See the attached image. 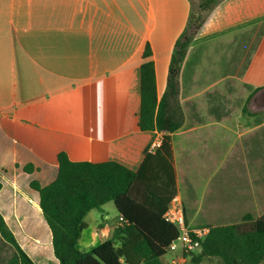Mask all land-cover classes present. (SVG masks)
Here are the masks:
<instances>
[{
    "label": "crops",
    "instance_id": "obj_1",
    "mask_svg": "<svg viewBox=\"0 0 264 264\" xmlns=\"http://www.w3.org/2000/svg\"><path fill=\"white\" fill-rule=\"evenodd\" d=\"M189 10L190 0H0V213L35 264L58 261L29 183H51L60 152L72 162L139 169L161 142L156 131L138 127L140 65L153 61L160 101ZM177 90L183 124L169 139L175 197L196 206L187 226L200 230L195 219L234 218L252 200L259 216L264 0H222L214 7L187 49ZM27 164L34 167L30 174L22 171ZM235 176L240 181L231 187ZM198 177H208L202 191ZM90 213L79 240L96 247L121 217L94 228L86 221ZM0 264H19L1 237Z\"/></svg>",
    "mask_w": 264,
    "mask_h": 264
},
{
    "label": "trees",
    "instance_id": "obj_2",
    "mask_svg": "<svg viewBox=\"0 0 264 264\" xmlns=\"http://www.w3.org/2000/svg\"><path fill=\"white\" fill-rule=\"evenodd\" d=\"M218 3V0H200L197 8L190 3L186 25L174 43L168 65V85L160 101L157 100L153 61L145 60L140 65L138 127L144 132L159 133L161 143L153 152L144 154L137 171L116 162H72L60 152L55 179L45 186L36 180L29 183L38 194V206L49 229L53 256L58 264H164L162 258L178 236L177 228L163 218L176 195L169 134L183 124V114L175 98L178 77L190 43ZM142 56L144 59L151 56L148 43ZM22 171L30 174L34 167L27 164ZM252 178L255 177L252 175ZM109 202L121 217L111 238L89 251L79 250L77 245L86 227L85 217L92 210L101 211ZM189 203L190 207L182 204L186 225L191 218L187 209L192 213L196 209L191 201ZM260 204L259 216L250 209H243L237 219L228 224H198L208 232L192 261L197 264L204 259L214 260L215 264L264 262V196ZM0 237L14 249L19 264H35L1 213Z\"/></svg>",
    "mask_w": 264,
    "mask_h": 264
},
{
    "label": "rangeland",
    "instance_id": "obj_3",
    "mask_svg": "<svg viewBox=\"0 0 264 264\" xmlns=\"http://www.w3.org/2000/svg\"><path fill=\"white\" fill-rule=\"evenodd\" d=\"M199 1L200 0H190V3H191V6L193 7V8H197V6H198V4H199ZM219 1V3L222 1V0H218ZM262 119H264V116H262ZM250 121L251 122H254V121H258L256 118H251L250 119ZM248 124V123H247ZM249 125V124H248ZM240 132V131H239ZM238 135V132H237V130L236 131H234V133H232V136H231V140H233L234 138H236V136ZM247 148H248V150H249V152L252 150V152H253V146H251L250 144H248V146H247ZM252 173H253V168H252ZM252 177V176H251ZM231 179H233L232 181L233 182H231V187H233L237 182H239L240 181V178H237V176H235V177H231L230 178V180ZM254 181L257 179H255V178H252ZM190 180H192V179H190ZM196 180H197V187H198V189H199V191H202V189H203V187H205L204 186V184H206V187H207V182H208V177H198V178H196ZM191 183H193L192 181H191ZM211 185L212 184H210V187H211ZM256 185V184H255ZM182 187H183V185H182ZM209 187V188H210ZM189 203V201H186V199H184V204H185V206H189L190 207V203ZM248 206H249V208H251L250 209V211H252V213H253V211H254V213H256L257 214V211H255L254 209L256 208V206H255V203H254V201L252 200V201H249V202H247L246 203ZM262 204H260V208L262 207L261 206ZM253 209V210H252ZM188 210V213L190 214V217H192V215H193V213H192V210L190 209V208H188L187 209ZM191 210V211H190ZM116 215H117V212H116V209H115V207H114V205L111 203V202H109V203H107V204H105L104 206H103V210H102V212H98L97 210H93V211H91V213H90V215H88V217L86 218V221H87V223H88V225H90L91 227H96L97 225H100L101 226V228L103 229V228H106V225L109 223V222H111V220H114L115 219V217H116ZM100 216L102 217V220H100ZM213 217V216H212ZM214 219L215 218H217V217H213ZM208 220L207 221H210L211 223H214V224H216V225H225V224H228V223H230V221H235L236 219H237V216H235V218H233V219H227V220H225V221H223V220H213V221H211L209 218H207ZM36 221V220H35ZM205 220H203V218H199L198 219V221H196V219H195V222L196 223H199V224H201V225H205V222H204ZM240 220H238V222H239ZM110 231H109V236L107 237V236H105L104 234H102V239H101V241H107V240H109L111 237H110V235H112L113 234V229H109ZM42 245L43 246H45L46 245V243L44 244V243H42ZM78 248L80 249V250H82V251H89L91 248H93V246H90V245H86L84 242H83V239L82 240H79V242H78ZM13 249V248H12ZM198 253L199 252H195L194 253V255L193 256H191L188 260H187V262H186V264H197V263H194L193 261H192V259L193 258H196V256L198 255ZM163 260V262L165 261V260H168L169 259V255L168 254H166V256H164L163 258H162ZM198 264H215V261L214 260H208V259H204L203 261H201V262H199ZM261 264H264V262H262Z\"/></svg>",
    "mask_w": 264,
    "mask_h": 264
},
{
    "label": "built area",
    "instance_id": "obj_4",
    "mask_svg": "<svg viewBox=\"0 0 264 264\" xmlns=\"http://www.w3.org/2000/svg\"><path fill=\"white\" fill-rule=\"evenodd\" d=\"M161 142L152 145V149L160 146ZM152 151V150H151ZM163 218L174 225L178 230V236L167 249L169 259L165 260L164 264H186L187 260L193 253L199 252L201 242L204 240L208 230H191L185 223V218L182 210V202L174 197ZM166 256V255H165ZM163 260V259H162Z\"/></svg>",
    "mask_w": 264,
    "mask_h": 264
}]
</instances>
